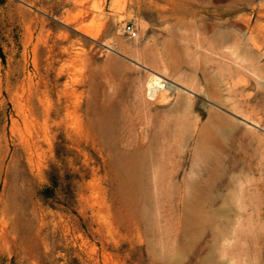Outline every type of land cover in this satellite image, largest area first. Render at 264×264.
<instances>
[{"label": "rangeland", "instance_id": "374dc122", "mask_svg": "<svg viewBox=\"0 0 264 264\" xmlns=\"http://www.w3.org/2000/svg\"><path fill=\"white\" fill-rule=\"evenodd\" d=\"M0 264H264V0H0Z\"/></svg>", "mask_w": 264, "mask_h": 264}, {"label": "trees", "instance_id": "16d2710c", "mask_svg": "<svg viewBox=\"0 0 264 264\" xmlns=\"http://www.w3.org/2000/svg\"><path fill=\"white\" fill-rule=\"evenodd\" d=\"M1 55H3L1 53ZM4 58V56H3ZM50 186L42 192L44 199L49 200L56 197L57 189L60 187L57 171L55 168L49 173Z\"/></svg>", "mask_w": 264, "mask_h": 264}, {"label": "bare ground", "instance_id": "6f19581e", "mask_svg": "<svg viewBox=\"0 0 264 264\" xmlns=\"http://www.w3.org/2000/svg\"><path fill=\"white\" fill-rule=\"evenodd\" d=\"M229 22V21H228ZM228 25H230V24H228ZM212 26H213V24H212ZM230 37V36H229ZM231 39V38H230ZM229 40V39H228ZM227 42V41H226ZM225 42V43H226ZM224 43V42H223ZM257 50V49H256ZM135 53H136V51H135ZM249 56V55H248ZM251 58V57H250ZM252 59V58H251ZM253 60V59H252ZM140 61V60H139ZM255 63V62H254ZM145 64H146V62H145ZM149 64V63H148ZM251 64H253V63H251ZM256 64V63H255ZM147 65V64H146ZM149 66V65H148ZM152 66V65H151ZM251 66H253V65H251ZM255 66V65H254ZM257 66V65H256ZM253 69H254V67H252ZM255 70H257V69H255ZM155 71H156V69H155ZM158 71V70H157ZM257 73V72H256ZM152 78H154V80H153V85H151V83H150V81H151V79ZM147 85V84H146ZM148 87H149V90H150V95L151 96H155L159 91H161V90H165V88H164V85H163V80L159 77V76H157V75H153V76H151L150 77V79H149V82H148ZM167 91V90H166ZM244 91V90H243ZM241 92V91H240ZM242 93V92H241ZM161 94V93H160ZM168 94H169V91H168ZM242 94H244V93H242ZM162 95V94H161ZM170 99V98H169ZM163 101V100H162ZM181 120V119H180Z\"/></svg>", "mask_w": 264, "mask_h": 264}, {"label": "built area", "instance_id": "2783aa9c", "mask_svg": "<svg viewBox=\"0 0 264 264\" xmlns=\"http://www.w3.org/2000/svg\"><path fill=\"white\" fill-rule=\"evenodd\" d=\"M122 32L129 40H137L139 38V30L133 21L125 22Z\"/></svg>", "mask_w": 264, "mask_h": 264}, {"label": "water", "instance_id": "95a60500", "mask_svg": "<svg viewBox=\"0 0 264 264\" xmlns=\"http://www.w3.org/2000/svg\"><path fill=\"white\" fill-rule=\"evenodd\" d=\"M153 80H154V78H152L151 79V81H150V83H151V85H153L154 83H153ZM163 85H164V88L166 87V84L165 83H163Z\"/></svg>", "mask_w": 264, "mask_h": 264}]
</instances>
